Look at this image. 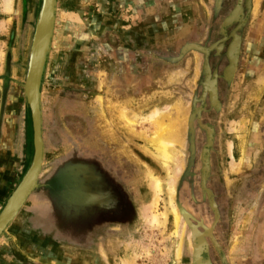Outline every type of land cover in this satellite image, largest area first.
Listing matches in <instances>:
<instances>
[{
  "label": "rangeland",
  "instance_id": "rangeland-1",
  "mask_svg": "<svg viewBox=\"0 0 264 264\" xmlns=\"http://www.w3.org/2000/svg\"><path fill=\"white\" fill-rule=\"evenodd\" d=\"M34 99L0 264H264V0H0V215Z\"/></svg>",
  "mask_w": 264,
  "mask_h": 264
},
{
  "label": "water",
  "instance_id": "water-1",
  "mask_svg": "<svg viewBox=\"0 0 264 264\" xmlns=\"http://www.w3.org/2000/svg\"><path fill=\"white\" fill-rule=\"evenodd\" d=\"M53 0H44V6L46 12L49 16L52 9ZM39 102L37 99L32 100L31 102V115H32V124H33V141H34V154L30 167L26 171L24 177L21 179L19 184L10 200L8 201L7 206L5 207L3 213L0 215V235L2 231L5 229L11 218L13 217L16 208L18 207L20 200L18 197L21 194H24L29 187L32 185L35 180L42 161V137L40 143V123H39Z\"/></svg>",
  "mask_w": 264,
  "mask_h": 264
},
{
  "label": "bare ground",
  "instance_id": "bare-ground-1",
  "mask_svg": "<svg viewBox=\"0 0 264 264\" xmlns=\"http://www.w3.org/2000/svg\"><path fill=\"white\" fill-rule=\"evenodd\" d=\"M7 1V3H8V0H6ZM9 5V4H8ZM8 5H7V7H8ZM240 8V7H239ZM240 9H237L234 13H233V15H232V19H239V15H240ZM243 13V12H242ZM233 40H235V39H233ZM234 42V41H233ZM234 46V45H233ZM232 46V49H231V51H233V49H234V47ZM238 46V45H237ZM232 53V52H231ZM231 55V58H232V54H230ZM231 62V61H230ZM208 79V78H207ZM209 80V79H208ZM211 80V79H210ZM208 82V81H207ZM212 83H210L209 82V84H207V86H209V89H210V92L211 93H213V87H212ZM208 89V88H207ZM214 91H216V90H214ZM213 95V94H212ZM211 95V96H212ZM39 109V108H38ZM39 111V123H40V143H41V137H42V120H41V110L39 109L38 110ZM131 113V112H130ZM156 113H157V111H155V112H152V114L150 115V118H152V117H155V115H156ZM121 114V113H120ZM158 132V131H157ZM157 132L155 133V135H157ZM210 133V130H208V134ZM156 142V141H155ZM154 143V142H153ZM152 143V144H153ZM33 144H34V141H33ZM159 144H160V146H159V153H160V156L162 157V158H167L168 157V154H169V151L167 150V143L165 142V141H163V140H159ZM156 147H158V146H156ZM157 152V151H156ZM208 153V152H207ZM159 156V155H158ZM159 156V157H160ZM161 158V159H162ZM203 159H204V161H206L207 159H208V157H207V154H206V150H204V152H203ZM163 161V160H162ZM154 186H152V187H155V189H156V191H160V189L162 188V186H161V184L159 183V181H156V183H154L153 184ZM167 192H168V197L170 198V194H171V192H172V186L169 184L168 185V190H167ZM154 197V196H153ZM167 202H168V204L170 205V208H171V212H172V214H175V211H174V206H173V204H172V202L170 201V199H168L167 200ZM175 220H176V223H178V221H177V216H176V214H175ZM151 219H152V221L154 222V223H156L157 222V217L156 216H152L151 217ZM180 221V220H179ZM191 242H192V246H193V256H192V261H193V263L192 264H202V252H203V250L206 248V238H205V233H201V232H198L196 229H194L193 231H192V240H191ZM209 250V249H208ZM209 256V255H208ZM124 258V257H123ZM127 259V258H126ZM130 259H131V257H130ZM129 259V260H130ZM129 260L127 259V264L129 263ZM123 262H124V260H122ZM81 264H92V261H91V259L89 260H85V261H81Z\"/></svg>",
  "mask_w": 264,
  "mask_h": 264
},
{
  "label": "flooded vegetation",
  "instance_id": "flooded-vegetation-1",
  "mask_svg": "<svg viewBox=\"0 0 264 264\" xmlns=\"http://www.w3.org/2000/svg\"><path fill=\"white\" fill-rule=\"evenodd\" d=\"M239 9V8H238Z\"/></svg>",
  "mask_w": 264,
  "mask_h": 264
}]
</instances>
